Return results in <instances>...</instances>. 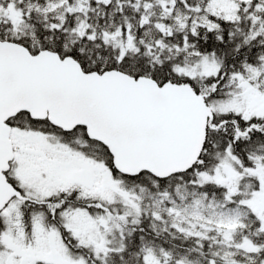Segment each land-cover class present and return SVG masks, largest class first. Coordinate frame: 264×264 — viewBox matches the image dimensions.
Returning <instances> with one entry per match:
<instances>
[{"label":"snow or ice","instance_id":"snow-or-ice-1","mask_svg":"<svg viewBox=\"0 0 264 264\" xmlns=\"http://www.w3.org/2000/svg\"><path fill=\"white\" fill-rule=\"evenodd\" d=\"M0 264H264V0H0Z\"/></svg>","mask_w":264,"mask_h":264}]
</instances>
